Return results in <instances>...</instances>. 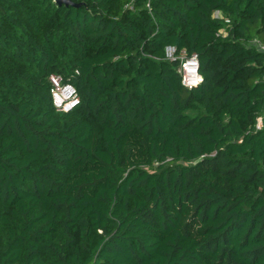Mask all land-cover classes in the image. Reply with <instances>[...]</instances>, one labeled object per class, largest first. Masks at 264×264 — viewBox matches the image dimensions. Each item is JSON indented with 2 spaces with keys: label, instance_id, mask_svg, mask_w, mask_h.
Returning a JSON list of instances; mask_svg holds the SVG:
<instances>
[{
  "label": "trees",
  "instance_id": "16d2710c",
  "mask_svg": "<svg viewBox=\"0 0 264 264\" xmlns=\"http://www.w3.org/2000/svg\"><path fill=\"white\" fill-rule=\"evenodd\" d=\"M70 1L0 0V264H264V0Z\"/></svg>",
  "mask_w": 264,
  "mask_h": 264
},
{
  "label": "built area",
  "instance_id": "2783aa9c",
  "mask_svg": "<svg viewBox=\"0 0 264 264\" xmlns=\"http://www.w3.org/2000/svg\"><path fill=\"white\" fill-rule=\"evenodd\" d=\"M260 51L264 53V46L258 42L255 43ZM167 55L170 59H174V48H167ZM181 70H182V84L191 89L196 87L201 82V76L199 74V62L197 55L186 57V53H181ZM50 81L53 85L52 98L53 104L58 111L68 113L72 111L80 102L76 88L69 84L64 83L62 78L58 75H52ZM262 121L259 119L257 127L259 128Z\"/></svg>",
  "mask_w": 264,
  "mask_h": 264
},
{
  "label": "water",
  "instance_id": "95a60500",
  "mask_svg": "<svg viewBox=\"0 0 264 264\" xmlns=\"http://www.w3.org/2000/svg\"><path fill=\"white\" fill-rule=\"evenodd\" d=\"M57 4L58 5H62V4H65L66 6H78L74 3H72L70 0H56Z\"/></svg>",
  "mask_w": 264,
  "mask_h": 264
}]
</instances>
